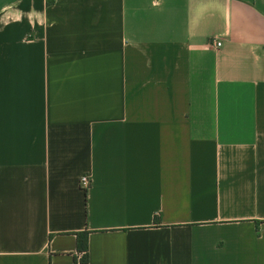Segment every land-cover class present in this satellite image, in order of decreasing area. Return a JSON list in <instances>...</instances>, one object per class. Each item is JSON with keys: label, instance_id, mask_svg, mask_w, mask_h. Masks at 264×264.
<instances>
[{"label": "crops", "instance_id": "0c3cea01", "mask_svg": "<svg viewBox=\"0 0 264 264\" xmlns=\"http://www.w3.org/2000/svg\"><path fill=\"white\" fill-rule=\"evenodd\" d=\"M0 264H264V0H0Z\"/></svg>", "mask_w": 264, "mask_h": 264}, {"label": "built area", "instance_id": "2783aa9c", "mask_svg": "<svg viewBox=\"0 0 264 264\" xmlns=\"http://www.w3.org/2000/svg\"><path fill=\"white\" fill-rule=\"evenodd\" d=\"M214 43H215L214 44L215 46H220V44H221V42L218 41V40L214 41ZM79 183H80V186L82 188L87 189L89 187V185H90V177H89V175L88 174H84V175L80 176Z\"/></svg>", "mask_w": 264, "mask_h": 264}, {"label": "trees", "instance_id": "16d2710c", "mask_svg": "<svg viewBox=\"0 0 264 264\" xmlns=\"http://www.w3.org/2000/svg\"><path fill=\"white\" fill-rule=\"evenodd\" d=\"M53 2V0H46V4H50V3H52ZM83 259V258H82ZM84 260V259H83Z\"/></svg>", "mask_w": 264, "mask_h": 264}]
</instances>
